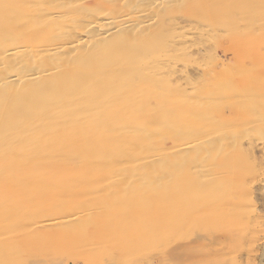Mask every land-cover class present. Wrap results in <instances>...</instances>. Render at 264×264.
<instances>
[{
    "label": "rangeland",
    "instance_id": "obj_1",
    "mask_svg": "<svg viewBox=\"0 0 264 264\" xmlns=\"http://www.w3.org/2000/svg\"><path fill=\"white\" fill-rule=\"evenodd\" d=\"M95 1L15 0L67 29L130 2ZM204 1L160 6L125 33L136 60L75 118L101 129L50 133L81 135L77 149L0 164V264H264V0Z\"/></svg>",
    "mask_w": 264,
    "mask_h": 264
},
{
    "label": "bare ground",
    "instance_id": "obj_2",
    "mask_svg": "<svg viewBox=\"0 0 264 264\" xmlns=\"http://www.w3.org/2000/svg\"><path fill=\"white\" fill-rule=\"evenodd\" d=\"M99 1L101 0L97 2ZM182 1L190 3L193 0H130L120 6L115 3L116 12L120 8L121 10L113 13L107 20H99L100 18L90 21L89 19L82 20L74 23L69 29L55 25V18L58 16L47 17L48 22L46 19L45 22L43 18H39L37 13L31 16L33 15L32 9H25L28 7L19 9L20 7L16 6L18 2L15 0H12L10 5L0 4V8H4V11L0 12V164L9 166L10 164H24L23 166L26 164L27 166L33 162L61 159V156L55 152L61 145L57 144V146L56 143L58 137H62V133L59 136L50 133L59 125L62 126L60 131L65 127L70 128L71 131H80L81 134L91 132L95 121L83 122L79 118L75 119L83 113L88 98L85 95L93 92L98 94L106 86L111 85V82L123 72L129 59L130 62L136 60L131 37L125 33L136 29L147 31V28L155 22L156 14H152L154 10H156L155 13L161 12L159 7L161 6L162 9L164 6L170 12L176 3ZM212 1L214 5L222 6L226 0ZM33 22L35 23L32 24ZM39 24H41L40 29H38ZM50 30L58 32V37L55 36L57 34L48 35L47 32L50 33ZM6 31L20 33L29 42H42V46L18 45L8 39ZM14 38L17 39V37ZM109 39L111 41H108ZM134 41L136 42L135 39ZM108 43L117 44V46L112 49ZM100 61L108 66V70H96ZM75 95L77 98L73 99ZM95 97L100 99L98 95ZM104 110L108 114L115 112L112 108ZM57 115L59 118L56 124ZM96 127L95 124V129ZM100 127H97L98 130L101 129ZM80 132L76 135H80ZM47 134L50 135L47 136ZM97 134L95 133L93 139L99 136ZM79 137L81 135L73 139H65L77 149L82 144ZM93 139L90 138L89 142H96ZM67 141L60 138L61 146L66 145ZM47 142H51L52 145L43 147ZM85 142H88L86 137ZM97 154L96 151L88 155L81 154L83 155L81 160L92 161ZM6 167L7 165L5 169ZM20 171L18 172L21 173ZM13 172L15 171L7 170V177L9 174H11L9 177H14ZM11 188L9 186L7 188L6 185L4 191H13Z\"/></svg>",
    "mask_w": 264,
    "mask_h": 264
}]
</instances>
